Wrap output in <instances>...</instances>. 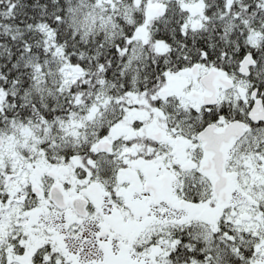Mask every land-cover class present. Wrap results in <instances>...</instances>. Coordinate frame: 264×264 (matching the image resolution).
<instances>
[{"label":"snow or ice","instance_id":"6c2138e0","mask_svg":"<svg viewBox=\"0 0 264 264\" xmlns=\"http://www.w3.org/2000/svg\"><path fill=\"white\" fill-rule=\"evenodd\" d=\"M0 264H264V0H0Z\"/></svg>","mask_w":264,"mask_h":264}]
</instances>
